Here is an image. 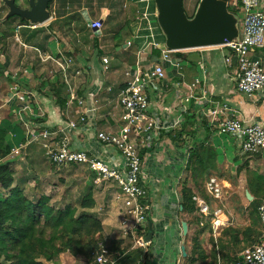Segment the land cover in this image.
Returning a JSON list of instances; mask_svg holds the SVG:
<instances>
[{
  "label": "crops",
  "instance_id": "0c3cea01",
  "mask_svg": "<svg viewBox=\"0 0 264 264\" xmlns=\"http://www.w3.org/2000/svg\"><path fill=\"white\" fill-rule=\"evenodd\" d=\"M15 4L17 5L16 1ZM25 7L21 8L26 9ZM137 10L136 0H51L48 4L50 18L45 23L36 26H30L26 22V25L21 24L18 17L19 20L12 18L5 21L8 11L7 9L6 13L3 11L0 19L2 25L0 30V85L9 92L7 95L4 92L1 97L3 105L10 109V112H7L11 120L7 123L1 120L0 127L7 132V143L10 147L18 144L24 145L27 142V130L19 119L22 122L29 120L28 124L34 132L44 128L55 132L60 130L65 123L77 122L81 117L84 120L83 123L77 125L76 129L66 131L71 147L87 152L90 156L105 162L109 167L121 163L120 156L114 150L104 146L96 139V133L116 132L121 118L118 94L123 88L122 85L129 82L128 74H133L136 71L137 64L141 67L140 72H142L156 63L144 65L142 59L145 58L139 59L140 53L145 55L142 57H146L147 54L151 55L150 57H155L153 49H149L147 52L148 45L153 44L156 49H161L164 42L162 36H158L156 33L155 38L158 40L161 37L162 43L149 41L152 37L154 38L153 33L148 37L144 35L143 43L140 44L141 37H138L137 32L133 31L135 21L131 19ZM96 20H100L106 29L103 35L101 29L99 40L95 39L98 34L91 32L87 27L89 21ZM152 29L154 30L153 26ZM131 36L135 39L134 43H137L135 54L125 44L129 40L127 38ZM106 39L112 44L107 45ZM134 43L132 44L135 45ZM144 43H146L145 46H143ZM91 44L92 48L96 46V49L91 50ZM225 53L226 50L220 48L191 50V52L185 53L190 54L189 58L179 60L181 62V68L178 71L179 78L170 68H166L168 90H160L159 94L150 85L147 89L151 100L149 112L156 115L158 123L163 129L157 140L142 151L148 169L147 187L150 195L147 200L150 210L143 227H146L147 232L150 223L153 234L150 239L151 243L145 248L131 249L130 247V249L135 252L149 248L150 258L146 262L144 261V264H174V254H178L180 249L178 227L181 222L177 223L176 185L184 169L187 156L186 148L193 142V139L189 140L186 136H182V142L178 143L168 137V134H171L174 129L168 130L167 128L174 125L179 107L185 105L187 114L182 116L181 126L176 130L183 127L190 131L195 130L194 141L196 143L207 139L214 148L219 166L222 154H230V150H232L234 156L236 149L240 150L239 139L217 135L205 115L208 109L215 104L226 105L230 113H233V116L244 123L264 122V98L258 95L248 98L235 90L236 67L224 63L223 55ZM256 55L264 65V48L256 51ZM130 56H135V61L132 64H127L126 58ZM108 59L109 64L113 60L117 61V65L121 69L120 73L109 68ZM145 61L147 62V60ZM109 69H111L110 74ZM200 70L205 72V83L199 86L205 92V96L201 99L185 101L188 85L200 75ZM13 88L29 90L35 97L34 104L38 107L39 111L37 112L42 117L33 119L18 115L15 112L18 103L11 97ZM112 89H116V91L109 94ZM196 92L198 91L194 90V93ZM70 96L74 97L73 101L70 100ZM57 100L63 101L64 105L59 106ZM79 102L80 104H78ZM32 107H34L33 103ZM226 117L230 116L227 113L221 115V118ZM259 155H261L257 163L259 173H264L260 170V167L264 165L263 153ZM22 156L24 158L19 161H24L23 163L16 161L14 165H11L12 162L5 161L10 163L12 173L18 167H22L24 171H31L42 178L46 175L45 172L40 171L44 164L47 163L50 168H54L47 162L40 140L26 145L22 150ZM66 168L60 169L63 171ZM79 169L86 170L84 167ZM50 174L52 173L50 172ZM88 174L89 179L94 176L89 172ZM212 177L218 178L217 175ZM93 180L100 181H97L95 176L92 182ZM92 182H90L91 185ZM239 182L242 185V180ZM226 184L231 189V186ZM14 186L20 188L17 185ZM88 190L92 192L89 185ZM1 192L6 193L0 188ZM195 198L200 202V206L196 204V207L201 211V214L203 216L209 214L211 207L198 197ZM235 199L240 200V196ZM211 204L213 205V203ZM240 205L243 210L240 209L241 212L237 214L230 203L226 206L228 215L225 214L229 221L227 226L233 228L244 226L242 228H246L249 225V220H246L247 214H245L247 204L242 202ZM213 208V210L219 209L214 205ZM118 212L119 214L116 212V215L121 214L120 209ZM113 213L108 214V217H111ZM233 213H235L234 216ZM240 217L242 218L240 219ZM115 223L117 230L114 228V232H119L118 222ZM101 226V235L105 240L104 236L111 234L112 228L111 230L106 229L107 223H102ZM153 240L156 241V244ZM115 241L122 242L119 244L121 248L129 244L122 238ZM172 252L174 253L172 254ZM226 253V256H234L232 251ZM239 253L240 250L235 252L237 255ZM135 260L124 257L121 264H135Z\"/></svg>",
  "mask_w": 264,
  "mask_h": 264
},
{
  "label": "built area",
  "instance_id": "2783aa9c",
  "mask_svg": "<svg viewBox=\"0 0 264 264\" xmlns=\"http://www.w3.org/2000/svg\"><path fill=\"white\" fill-rule=\"evenodd\" d=\"M149 1L138 0V2H144L145 5ZM237 1L240 4L241 14L238 37L233 42L220 47L226 50L223 61L225 64L236 67L234 85L238 93L248 98L255 95L264 98V65L256 55V51L264 48V15L259 10V0ZM87 27L99 36L102 22L100 20L89 21ZM174 52L162 50L161 57L156 63L142 72H140L141 67L136 65V71L133 74H128L130 80L118 95V105L121 110L119 127L114 133H96V139L101 144L111 148L120 156L121 163L119 165L109 167L105 162L90 156L87 152L71 147L66 131L76 129L77 125L83 123L84 120L81 117L77 122L65 123L60 130L55 132H50L45 128L34 132L28 124L29 120L22 122L19 119L27 130V142L24 145L18 144L10 147L8 155L5 158H0V165L7 160H21L23 148L40 140L46 160L51 166L55 168L84 167L95 176L96 180L115 184L118 190L117 199L121 205L118 222L120 233L123 238H130L134 248H145L148 244L143 243V237L147 232L140 237L138 234L144 228L148 217L150 206L147 204V200L150 195L147 187L146 159L143 154L140 155L144 149L149 147L150 143L157 140L159 132L163 129L159 125L156 115L149 112L151 100L147 89L150 85L159 94L160 90H168L167 67L175 72L178 78L180 77L178 71L181 68V62L171 56ZM66 63H68L67 60ZM200 71V75L188 85L185 101L204 98L205 92L199 86L205 83V72L204 70ZM13 89L11 97L18 103L15 111L18 115L33 119L42 117L37 112L39 111L38 107L34 104L35 97L29 90ZM194 90L198 91L196 93L199 97L194 93ZM70 100L73 101L74 97L70 96ZM32 103L35 108L32 107ZM223 113H227L230 117L221 118ZM185 114H187V107L181 105L174 125L167 129L176 130L179 128L182 116ZM205 115L217 135L239 139V148L242 153L256 155L264 151V122L244 123L233 116L226 105L215 104L205 112ZM205 186L206 191L212 195L213 199L217 200L222 197V188L217 179L209 178ZM193 200L200 206V202L196 198ZM257 217L262 227L259 243L243 250L231 264H264V202L257 207ZM210 223L213 233L216 234V231L227 226L229 221L220 209H215L212 211ZM123 254L120 252L110 253L107 243L99 242L93 264H118ZM135 264H144V262L142 258H139Z\"/></svg>",
  "mask_w": 264,
  "mask_h": 264
},
{
  "label": "trees",
  "instance_id": "16d2710c",
  "mask_svg": "<svg viewBox=\"0 0 264 264\" xmlns=\"http://www.w3.org/2000/svg\"><path fill=\"white\" fill-rule=\"evenodd\" d=\"M50 2L51 0L48 4ZM234 3L235 6H233ZM227 9L237 16L240 12L239 1L231 0ZM12 18L18 19L13 16L6 18L5 21ZM19 22L25 24L24 21L19 20ZM153 55L158 56V52L154 50ZM175 57L185 60L190 57V54L176 53ZM57 104L62 107L64 102L57 100ZM7 136V132L0 127V158H5L10 151ZM182 136H186L189 140L193 139V142L187 150L184 169L176 185L177 214L184 216L193 214L191 218L197 215L191 222L195 223L199 229L195 232L196 236L191 238L189 252L186 253L184 248L185 256L183 257L186 264H196L200 260L204 262L207 258L198 236L210 230L213 209L209 208V219L203 223L205 216L198 212L200 210L196 207L197 203L193 198L198 197L211 207L214 199L207 194L206 186H204L205 191L203 190V185H206L211 172L217 173L216 154L207 139L200 143L194 141L195 130L190 131L183 127L168 134L171 140L178 143L182 142ZM259 154L254 156H259ZM244 163L247 165V162ZM244 165L237 168L236 172L240 174L244 170L245 186L252 197L246 206L249 225L246 228L227 226L222 229L220 238L217 240V246L220 248L218 253L226 250V243L231 246L242 244L241 252L256 245L261 239L262 227L257 217V207L264 202V173L250 170ZM12 184L13 173L10 164L4 162L0 165V188L9 191V194L4 200H0V264H45V262L55 261L56 257L64 253L73 257L81 256L89 263H94L98 243L106 242L102 240L101 222L92 214L87 213L94 207L90 190L87 189V196L82 198L78 207L67 204L61 208H53L49 204L48 197L40 196L36 202H33L23 194V190L16 186L12 187ZM80 210L86 211L80 213ZM185 223L188 231L191 223L186 221ZM145 228L138 234L139 237L146 233ZM222 237L227 241L222 242ZM120 243L122 242L111 240L108 244L110 253L119 251L124 253L118 264L122 263L124 257L136 259V262L139 258H142L143 262L150 258L149 248L133 252L130 245L121 248ZM236 256L235 253L232 257L228 256L224 263L231 264ZM183 258L181 257L182 260Z\"/></svg>",
  "mask_w": 264,
  "mask_h": 264
},
{
  "label": "rangeland",
  "instance_id": "374dc122",
  "mask_svg": "<svg viewBox=\"0 0 264 264\" xmlns=\"http://www.w3.org/2000/svg\"><path fill=\"white\" fill-rule=\"evenodd\" d=\"M15 1L17 2V6L20 8L21 7L23 8L25 6H26L25 8L28 7L26 0H15ZM198 2H199V0H184L183 1L182 7H183V10H184L187 18L192 17V15H193L196 7H197ZM136 6H138V10L136 13L135 12L133 13V17L131 16L132 17L131 19H133L135 21V25L133 24V31L135 33L137 32L136 34L138 35V37H141L140 38L141 40L139 39L140 44L143 43L142 40L144 39L143 38L144 35L146 37H148V35H151L153 33H154V38L152 37V39H150V40L148 39V40L149 41L153 40V42L162 43L161 37L158 40H157V38H155V33L158 36H160V35L162 36V34L160 33V31L158 30L157 25H156L153 1L150 0L149 3L145 5L144 2H138L136 0ZM233 6H235V5H233ZM259 10L264 15V0L259 1ZM3 11H4V13H6V7H4L2 0H0V19H1V16L3 15ZM236 17H237V27H239L240 26V19H241L240 12L238 13V15ZM1 26L2 25L0 22V30H1ZM152 26L154 27V30L152 29ZM105 30H106L105 27L102 26V35L105 33ZM129 34L131 35V31ZM162 38H163V36H162ZM95 39L99 40V36H97V38H95ZM127 39H129V40L126 41L125 44L127 46H129L132 49L131 52L132 53L134 52V54H135V52H136L135 47L137 45V43H134L135 39H133L132 36L130 38H127ZM102 40H103V38H102ZM105 41H106L107 45L112 44L107 39ZM132 43H134L135 45H133ZM146 43H144L143 46H145ZM90 48H92V44H91ZM212 48H220V47H212ZM93 49H96V46H94L91 50H93ZM149 49H151V50L153 49V51H154L156 48L153 44H150V45H148L147 52H149L148 51ZM220 49H223V48H220ZM156 50H158L157 51L158 56H156V58L150 57L151 55H149V54H147L146 57H142L145 55H143V53H140L139 59L145 58V59H142V60H144L143 61L144 65H148V64L151 65L152 63L156 62V60L161 57V51L167 50L164 47V42H163V48H161V49L158 48ZM194 50H203V49H194ZM223 50H225V49H223ZM187 52H191V50L175 51L174 53L171 54V56L175 57L176 53H187ZM192 52H194V51H192ZM149 59H151V60L149 61ZM145 60H147V62ZM134 61H135V56L134 57L130 56L129 58H126L127 64H132ZM109 62L110 61L108 59L107 65L109 64ZM109 68H111L113 71H117V73H120V71H121V69H119L120 67H118V65H117V61H115V60H113L109 64ZM37 69H39L38 66H37ZM111 69H109V74L111 72L110 71ZM122 86H124V87L122 89H120L119 93L121 92V90H124L126 87L125 84ZM115 91H116V89H112V90H110L109 94H111V92H115ZM4 92H6V95H7L8 91H5V88H2V86L0 85V121L3 120L7 123V122H9V120H11V117H10L9 113L7 112V111L10 112V109L6 108L3 105V100H2L1 95H3ZM261 153H263V157H264V151ZM260 156L261 155L254 156V155L244 154L239 149H236L234 156H233L232 150H230V154H222L220 156V158H221V165L220 166H219V164H217V159L215 158V164L217 166V173L211 172L210 178H214V177H212L214 175L218 176L217 179H218V182L220 183L221 188H222V195H221L222 197H220L221 199L219 198L217 200L212 201V203L215 207H218L219 209H221L224 214L225 213L227 214V212H226L227 207L226 206L229 203L231 204L232 209L234 211H236V214L241 212L240 209H242V207H241L240 203L244 202L245 204H248V202L246 201L245 196H244V192H245L244 190H247L246 186H245L246 182H245L244 170L240 174L237 173L236 170L240 166L244 165L245 164L244 162H247V165H244V167L247 166L248 169L256 170L257 172H259V167H258L257 163L259 161ZM22 158H24V157L22 156ZM16 161L20 162V163L24 162V161H19V160H11L9 162H12L13 164H11V165H14L15 164L14 162H16ZM44 166H47V167H44ZM44 166H42L43 168H40L41 169L40 171L45 172V174H46L42 178H39L38 176H36L31 171L27 172L26 170L24 171V169L22 167H18L13 172L14 178H13L12 186L17 185L20 188H22L23 194L29 200H31L33 202H36L41 195H44L50 199L49 204L51 205V207L61 208L67 204H73L75 207H78L81 203L82 198L87 196V189H88V185H89V188L92 189L91 198L94 202V207L91 210L87 211V213L92 214L96 219H98L101 222V224L107 223L106 229L109 228L111 230V228H112L111 234L105 235L104 236L105 240L103 239V236H102V240L105 241L108 245L109 241H111V240L115 241V240H119L122 238L126 242L129 243L128 245L131 246V249L134 248L133 244H131L130 238H128V237L123 238L120 231L114 232V228H115V224H116L115 222L116 221L119 222V220H120L119 219L120 215H116V212L119 214L118 210L121 209L120 202L117 199L118 190H117V187H115L114 183L108 182V181H103V180H100V181L97 180L99 182H95V180H93V182H92V179L94 176L93 177L91 176L89 179L88 171H86L84 169H79L80 167H77V168L76 167H72V168L67 167L66 169L61 171L60 168H55V167L50 168L47 163L44 164ZM73 169H76V170H73ZM260 170H262V172H264V165H263V167H260ZM50 172L52 174H50ZM239 180H242V185L240 184ZM90 182H92V185ZM224 182L228 183L231 186V189H229L228 188L229 186ZM204 186L205 185H203V190H204ZM239 187H241V188L239 189ZM8 194H9V191H6V193L1 192L0 193V199L4 200L5 196H8ZM207 194H209V193H207ZM210 196H212V195H210ZM237 196H240V200L242 199L241 200L242 202L240 200L235 199ZM223 198H224V200H223ZM213 205H211V208H213ZM85 211L80 210L79 212L81 213V212H85ZM245 211H246L245 214H247L246 209H245ZM198 212L201 214V211H198ZM110 213H113V214H111L112 218L110 216L108 217V214L110 215ZM234 215H235V213H233V216ZM192 216H193V214L191 216H187V215L184 216V215L178 214V217H177V220H178L177 223H180L183 221L191 223L190 226L188 227V231H187L185 236L181 235V229H180V227H178V232L180 233L179 245L184 246L186 253L189 252V249L191 246V238L193 236H196L195 232H197L196 230L199 229V227H197L195 225V223L191 222V220L192 219L194 220V217H196L197 215L194 216L193 218H191ZM204 216H205V218L202 220L203 223L208 221L207 219H209L210 215L206 214ZM242 217H243V215H242ZM242 217H240V219ZM236 218L238 219V216H236ZM246 220H249L248 216L246 217ZM230 223H231V221H230ZM117 227L120 228L119 224ZM236 227L242 228L244 226H236ZM115 230H117V228H115ZM220 234H221V231H216V234H214L212 229L210 228L209 231H205L201 236H198V238H200L201 247L204 250L207 258L204 262L200 260L196 264H207L208 262H210L209 264H225L224 262L226 261V258L228 257V256H226V254H227L226 252L232 251V254H234L235 252L242 249L243 246H241V244L238 246L237 245L231 246V244L226 243V250L225 251L222 250V252L220 251L218 253L220 248L217 246V240L220 238ZM221 239H222V242L227 241V239H223V237ZM154 242L156 244V241H154ZM150 243L151 242L149 241L146 243V245L150 244ZM173 253L174 252H172V254ZM181 257H182V255H181V252L179 249V254H177V253L174 254V264H177L178 261H179V264H186V261L184 260V258L182 257L183 258V260H182ZM45 264H93V262L89 263L84 257H81V256L73 257V256L69 255L68 253H64V254H60L58 257H56L55 261L45 262Z\"/></svg>",
  "mask_w": 264,
  "mask_h": 264
},
{
  "label": "water",
  "instance_id": "95a60500",
  "mask_svg": "<svg viewBox=\"0 0 264 264\" xmlns=\"http://www.w3.org/2000/svg\"><path fill=\"white\" fill-rule=\"evenodd\" d=\"M155 21L163 36L164 47L169 51H185L225 46L238 37L237 17L227 9L231 0H199L192 17L187 18L182 4L184 0H152ZM8 17H18L30 26L41 25L49 18V0H27L26 9L19 8L14 0H2ZM247 202L252 200L245 191ZM181 235L187 233L185 222L180 223ZM153 230L149 228L143 243L150 241ZM182 257L184 246H180Z\"/></svg>",
  "mask_w": 264,
  "mask_h": 264
},
{
  "label": "flooded vegetation",
  "instance_id": "af4514ba",
  "mask_svg": "<svg viewBox=\"0 0 264 264\" xmlns=\"http://www.w3.org/2000/svg\"><path fill=\"white\" fill-rule=\"evenodd\" d=\"M27 1V0H26Z\"/></svg>",
  "mask_w": 264,
  "mask_h": 264
}]
</instances>
